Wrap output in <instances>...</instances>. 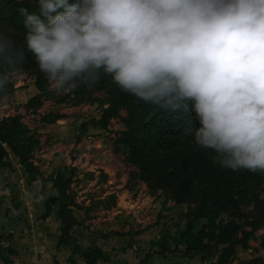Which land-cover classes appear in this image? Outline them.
I'll list each match as a JSON object with an SVG mask.
<instances>
[{
	"label": "clouds",
	"instance_id": "1",
	"mask_svg": "<svg viewBox=\"0 0 264 264\" xmlns=\"http://www.w3.org/2000/svg\"><path fill=\"white\" fill-rule=\"evenodd\" d=\"M36 4L19 9L24 47L0 31V90L25 50L56 91L102 71L145 103L193 112L195 143L221 167L264 173V0Z\"/></svg>",
	"mask_w": 264,
	"mask_h": 264
},
{
	"label": "rangeland",
	"instance_id": "2",
	"mask_svg": "<svg viewBox=\"0 0 264 264\" xmlns=\"http://www.w3.org/2000/svg\"><path fill=\"white\" fill-rule=\"evenodd\" d=\"M4 1L8 0H0ZM18 1L22 3L21 8L29 12L38 11L36 0ZM0 27L3 29V24L0 23ZM10 33L14 34L10 35L16 43L24 44V34ZM74 90L64 93L50 89L42 72L17 67L8 73L6 87L0 92V121H17L19 131L25 133L23 139H28L27 158L35 167L29 176L30 182L38 174L34 161L36 151L46 147L53 149L61 142L63 145L70 143L74 154H71L72 162H75L87 145L83 158L88 161L84 183L89 182L83 185L79 179L71 180L65 197L79 200L83 208L88 201L89 221L81 228V233L89 236L91 240L86 241L91 244L94 243L93 234L106 240L111 238L108 264H264V173L223 168L216 152L194 142L211 153L219 167L216 176L202 174L193 184L192 196L203 189L213 194L207 198V204H200L199 196L187 197L183 192L188 174H180L177 183L173 177L157 180L147 174L142 163L132 162L134 149H139L145 137L143 121H139L145 110L140 109L146 108L148 103L137 99L120 103L125 95L131 94L122 91L111 77L87 84L82 94ZM66 96L69 98L63 101ZM108 108L113 114L106 119L104 112ZM50 113L58 116L51 117L55 119L53 125L45 120ZM192 121L195 135L199 124L195 116ZM6 148L8 153L0 160L4 172L12 170L18 157ZM106 151L112 154L114 161L107 164L108 172L102 169ZM162 153L164 158L173 156L175 159L178 155L172 150L161 149ZM37 160L41 161V157ZM180 164L182 162L177 163L179 168ZM92 166H97L96 171L100 172H94ZM46 180L52 182V177ZM40 192L46 201L53 196L52 184H47ZM0 193L2 202L6 197V205L18 208L17 197L8 188L2 190L0 185ZM55 196H59L58 192ZM214 196L226 203L225 209L211 210L217 205ZM119 200L121 207L117 208ZM2 202L0 200V207ZM18 212L11 215L22 220ZM32 223L30 247L39 242L46 230V224L39 219ZM190 229L201 241V245L192 249L193 239L186 235ZM9 233L10 230L0 234V241L14 246Z\"/></svg>",
	"mask_w": 264,
	"mask_h": 264
},
{
	"label": "trees",
	"instance_id": "3",
	"mask_svg": "<svg viewBox=\"0 0 264 264\" xmlns=\"http://www.w3.org/2000/svg\"><path fill=\"white\" fill-rule=\"evenodd\" d=\"M69 2L71 3L73 0H69ZM20 4L22 3L18 0H8L3 3L0 2V23L3 24V29L0 27V31H4L6 34H11L10 31L16 32L15 34L18 35L24 34L26 29L23 24L24 17L19 12V9L21 8ZM11 35L14 36V34ZM16 44L19 47H24V44L20 45L18 42ZM18 67L25 70H39L34 57L30 52H27V50H25V58L22 64ZM110 77V75L105 74L102 71L100 72V79L103 78L107 80L110 79ZM38 86L42 88L41 83H39ZM86 87L87 83H80L77 91H74L77 94H82ZM68 98L69 96H66L62 100L65 101ZM131 99L140 100L133 95H125L120 103L127 104ZM140 110H145L143 113L144 116L142 115L139 118V121H143L142 127L145 137L143 138V142L139 149H134L131 158L132 162L134 164H136L137 161L142 163V165L146 167L144 169L147 174L157 180H164L173 177L176 178L174 180L177 183L180 174H188L189 180L184 184L183 192H185L187 197L191 196L192 198H196L199 196L201 201L200 199H197L198 202L203 205L207 204V198L213 194L206 192V190L203 189L200 191L198 190L194 197L191 194L193 184L201 178L202 174H207L209 177L216 176L219 167L215 161V157L212 156L211 153L206 152L194 143L192 118H194L195 114L191 111L184 110L174 112L168 111L152 103H148L146 108ZM112 114V109L108 108L104 112V118H110ZM54 116L58 117L55 113H50L45 119L46 122H54L55 119L51 118ZM18 131L19 125L17 124V121L13 122L9 121V119L0 121V160H3L7 155V146L19 157L20 163L26 167L31 175V172L35 167L29 162V158H27L29 152L27 145L28 139H23L25 133ZM161 149L167 151L172 150L178 155L175 159L173 156L170 158H164L163 153L161 154ZM210 151L215 152L212 149H210ZM178 162H182L180 168L177 165ZM69 172L71 171L67 168L61 169L57 173L56 178L53 179L54 186L57 189L59 196H50L46 198L45 216L50 213L56 204H59L57 214L62 222L59 245L73 246V252L79 253L86 260V264H99V262L102 261L106 262L108 260V254L105 251L99 247L84 248L79 246L71 235L72 228L75 225H78L79 222L73 215V210L70 208V206L75 205V202L71 199L68 200L65 197L66 191L70 188L71 183V177H67ZM214 199L217 205L211 210L226 208V203L221 202L216 196H214ZM199 217H203V215H199ZM186 235L193 239L192 244L190 245L191 249L201 245L199 237H196V234L191 229ZM1 239L2 237H0V240ZM14 254H16V251L12 245L5 246L4 243L0 241V264H14L10 258Z\"/></svg>",
	"mask_w": 264,
	"mask_h": 264
},
{
	"label": "crops",
	"instance_id": "4",
	"mask_svg": "<svg viewBox=\"0 0 264 264\" xmlns=\"http://www.w3.org/2000/svg\"><path fill=\"white\" fill-rule=\"evenodd\" d=\"M29 89H31V86ZM53 124L54 123L52 122V125ZM47 128L50 130L49 126ZM53 135L57 136L58 133H54ZM56 145L57 146H54L53 149L46 147L42 150L36 151L34 161L38 166V174L36 178H31V182L29 180V176H31L30 173L25 166L20 164V159L18 157L15 158L16 165L13 164L14 166L12 167V170L4 172L3 169L0 168L1 189L3 190L6 187V189L8 188L12 194L16 195L19 208L18 212V208L15 209V207L6 205V197L3 199V202L2 199H0L3 204L0 207V234L10 230L9 235L12 236V241H14V246L12 247L16 251V254L10 257L14 264H57L58 261L60 262L58 264H86V260L79 253L73 252V246L59 245L62 227V222L57 214L59 204H56L50 213L45 216L46 201L40 190L46 188L47 184H52V190L54 191L53 196H55L58 191L54 186L53 179L56 178L57 173L64 168L71 171L67 174V177H71V180L79 179L82 181L83 185H87L89 180L84 183V179L85 172L88 169V161L86 159L83 160L87 153V145H84L82 152L79 150L83 154H81L79 158H76L74 160L75 162H72V149L70 143L63 145V142H61ZM80 146L81 144L78 145L79 148ZM111 155L112 154L109 153V151H106L103 154L104 157L102 158L105 161L104 163L102 162V169H104V172L109 171L107 164L113 161ZM37 157H41V161L37 160ZM18 162L19 164H17ZM70 164H72V166H70ZM96 167H93V171L99 173L100 171H96ZM19 173L21 175L20 177H18ZM49 176L52 177V182L46 180ZM18 178H21V181L19 180L18 182ZM29 193L31 194L30 197L26 195ZM74 202L75 205L70 206V208L73 210V215L79 222V224L75 225L71 230V235L75 242L84 248L99 247L108 254L110 252L109 243L111 238H108L107 241L106 239L101 238V236L93 234V238H91L94 240V243L91 244L90 241H86L91 240L89 236H86L83 232L81 233V228H84L86 221H89L87 219L89 213L87 209L88 201L84 205L85 208H83V205L81 207L79 206V200L76 201V199H74ZM116 205L117 208L121 207V201L119 200ZM12 212L15 214L18 212L20 218L23 217L22 220L16 218V215L12 216ZM119 212L121 213V211ZM89 215H91V213ZM34 219L36 222L37 219H39L43 224L45 223L46 230H44V235L40 237L39 242L34 243L33 247H30L28 244L32 245L33 242L31 240V225L33 224L32 222ZM52 224L54 225L53 227ZM55 226L56 230H54ZM6 245L7 244H5V246ZM108 263L109 260L106 262H99V264Z\"/></svg>",
	"mask_w": 264,
	"mask_h": 264
}]
</instances>
